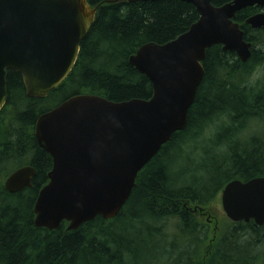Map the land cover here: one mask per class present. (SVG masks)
Instances as JSON below:
<instances>
[{
    "label": "trees",
    "instance_id": "trees-1",
    "mask_svg": "<svg viewBox=\"0 0 264 264\" xmlns=\"http://www.w3.org/2000/svg\"><path fill=\"white\" fill-rule=\"evenodd\" d=\"M108 1L87 0L97 12L75 66L44 99L27 98L21 76L6 73L7 101L0 111V264H264V225L229 222L207 247L212 232L195 215V210L205 214L230 181L264 177V30L245 24L260 11L255 7L234 20L252 45L249 61L241 63L220 46L206 51L186 128L139 172L119 214L111 220L97 217L73 231L66 223L54 231L35 228L34 203L52 168L34 137L39 115L81 94L116 103L150 99L151 83L128 58L144 44L175 39L199 18L192 5L177 0ZM259 68L263 74L252 82ZM251 125L263 131L250 133ZM24 166L36 170L31 187L7 193L5 179Z\"/></svg>",
    "mask_w": 264,
    "mask_h": 264
},
{
    "label": "water",
    "instance_id": "water-1",
    "mask_svg": "<svg viewBox=\"0 0 264 264\" xmlns=\"http://www.w3.org/2000/svg\"><path fill=\"white\" fill-rule=\"evenodd\" d=\"M177 1L192 5L198 20L175 39L144 44L128 58L151 83L150 99L116 103L92 94L75 95L37 118L34 137L50 156L52 168L34 203L35 228L54 231L66 223L73 231L97 217L115 218L139 172L174 133L186 128L206 51L221 46L241 63L249 61L252 45L234 20L247 8L264 10V0H232L221 6H214L213 0ZM96 12L87 0H0V111L7 101V71L21 76L30 99H44L65 81ZM245 24L264 30V11ZM35 176L31 166L18 168L5 179L4 189L22 192ZM220 202L232 223L263 226L264 177L230 181Z\"/></svg>",
    "mask_w": 264,
    "mask_h": 264
},
{
    "label": "rangeland",
    "instance_id": "rangeland-1",
    "mask_svg": "<svg viewBox=\"0 0 264 264\" xmlns=\"http://www.w3.org/2000/svg\"><path fill=\"white\" fill-rule=\"evenodd\" d=\"M262 70H263V68H259L257 70L256 74L254 75L255 77H253L251 79L252 82L256 81L263 74ZM57 102L50 103L49 105H47V107L51 108V107L55 106ZM261 130L262 129H259L258 127L254 128L251 125V127L249 128L248 131L250 133H255V132L257 133V132H261ZM220 194L221 193H219L218 196L216 197V199L209 205L206 212H204L205 214L199 215L200 210H195V215L197 217L199 216L198 217L199 220L206 223L209 226L210 232H212V235H211V233H209V238H208L209 240H207V242H206L207 247L214 241V238L216 237L218 232H220L221 229L224 228L225 224L230 222L226 218V216L222 210L221 202H220ZM210 237H211V240H210Z\"/></svg>",
    "mask_w": 264,
    "mask_h": 264
}]
</instances>
